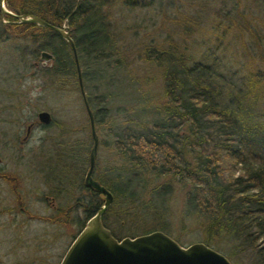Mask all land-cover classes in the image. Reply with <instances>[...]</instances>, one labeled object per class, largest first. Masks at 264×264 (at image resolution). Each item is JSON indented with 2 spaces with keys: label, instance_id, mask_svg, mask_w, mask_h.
Masks as SVG:
<instances>
[{
  "label": "trees",
  "instance_id": "16d2710c",
  "mask_svg": "<svg viewBox=\"0 0 264 264\" xmlns=\"http://www.w3.org/2000/svg\"><path fill=\"white\" fill-rule=\"evenodd\" d=\"M249 2L257 14L246 7ZM212 4L226 25L220 20L213 27L215 19L205 18ZM5 6L69 31L99 140L92 178L112 195L102 224L109 230L112 219L121 229L126 217L146 219L138 234L110 228L115 239L161 231L183 247L203 243L231 264H264V0H190L181 12L174 0H5ZM152 6L160 18L176 14L175 26L164 34L156 28L158 36L146 39L136 31L139 23L128 25L139 37L128 52L125 39L115 35L113 17L117 13L124 22L129 12ZM0 26V39L32 46L22 61L26 67L31 61L43 89L70 94L81 111L80 121L51 118L41 127L55 128L57 142L47 159L52 170L64 171L58 181L73 178L78 185L72 186L75 237L102 201L82 183L91 140L83 135L87 119L70 49L48 29ZM244 43L248 60L236 50ZM42 51L53 58L44 66L37 65ZM122 71L125 84L118 81ZM117 86L126 98L118 96ZM133 94L140 110L131 103ZM100 150L114 160L106 170L114 172L118 188L98 176ZM175 227L181 233L173 236Z\"/></svg>",
  "mask_w": 264,
  "mask_h": 264
},
{
  "label": "rangeland",
  "instance_id": "374dc122",
  "mask_svg": "<svg viewBox=\"0 0 264 264\" xmlns=\"http://www.w3.org/2000/svg\"><path fill=\"white\" fill-rule=\"evenodd\" d=\"M188 1L190 0H174L175 5L179 8L180 12L183 10L186 11L185 7ZM212 5L213 8H210L208 13L205 14V18L215 19L213 27L220 20L223 21L224 25H226V19L222 17L223 13L217 12L218 4ZM246 7L250 9V11H252V15L257 14L253 8L254 4H252V2L246 3ZM154 8L155 7L152 6L144 11L135 10L129 12V14L124 16V22L123 20H120V16L117 13L113 17L115 35H117L116 37L119 39H125L126 44L124 45L123 42V48H127L128 52H131V50L134 49L135 45L137 44V38H139L134 37L132 35L133 31L129 30L128 25H135L136 23H139L141 25V28L140 30L138 29L136 31L141 35L143 33L144 36L147 35L146 39H148V36H158L157 32H154L156 28H160V34H164L170 31H163V29L171 30L175 26L174 18H176V14H170L169 11H167V16H165L164 18H160L159 10L157 8ZM245 13L247 12L245 11ZM143 27H146V29L148 30H145L143 32V30H141L143 29ZM209 27H211V25ZM125 29H127L128 31H126ZM259 30L264 32V28L261 25L259 26ZM130 34L133 36L134 42L132 41L133 39ZM196 38L197 40H199L198 36H196ZM233 40L236 41V39ZM25 44L26 43L24 41L19 39H8L6 37L0 39V156H3L5 161L8 162L7 164L9 165L10 171L16 170L28 174L31 172H35L36 169L40 170L41 167L39 166V164L42 165V161L45 158L51 157V155H53L52 152L55 148L54 146L57 142V139H53V137L56 135V132L54 126H52L44 131H42L40 128H34L25 143L19 142L25 134L26 125L29 123H33V121L36 120V114L40 111H45L49 113L54 122H57L62 118H65L67 121L70 122L73 119L80 121L81 111L75 107L74 97H72L70 94L57 96L53 91L43 89L45 82L44 80H42V78L34 75L36 68L30 67V65L32 64L31 61L29 62L28 67H26L22 61V53L24 51L29 53L30 50H32L31 45H28L27 48H24ZM237 44L238 42H232V46H237ZM248 45L249 43H244L243 45L240 44L236 49L240 57L242 52L244 51L243 54L245 56V60H248L247 54H250L249 51H246ZM24 56L25 58L27 57V55ZM40 62L41 61L38 59L37 65H39ZM47 63L48 62H46V64ZM135 64H141L142 66V63L138 61H136ZM119 75L121 76V79L119 76L118 81L120 82L121 80V83L125 84V82H127V76H124L125 73L123 71L120 72ZM124 91L125 89L121 90L117 86L116 92L119 97L121 96V99L122 96L126 98ZM19 100H21L20 102L22 104L17 105V103H19ZM131 103L135 105L136 110H140L142 103L141 100H138L136 94H133ZM87 134L88 132L83 133L84 136H86ZM101 136H103V134H101ZM19 153L22 155L23 158L19 161H16L17 155ZM38 155L42 156L39 157ZM99 157L102 158L103 161L99 165L100 169L98 171V176L101 180L104 181L105 185L111 188H118L120 186V181L115 178L114 172H107L106 170L108 169V167H111V165H113L114 163L112 156L108 152L100 150ZM85 169L86 164L84 165V170ZM56 172L60 176L64 175V171H62V169ZM35 180L38 181V187L39 189H41V192H44L45 184L41 183V181H43L41 176L36 174ZM63 182L66 183V181ZM72 182L73 188L75 186H78L77 182H75L73 178ZM77 193L78 192L73 189V196L78 195ZM30 203L31 210L29 211H36L43 217L48 216L50 212V210H47L50 209L48 206L39 205L34 201H30ZM80 214V211H78L77 215ZM127 218L128 217H126V222L122 224V228H119L121 231L116 228L114 222H112V219H109V227L113 231L122 233L123 235H126V233L131 232L138 234V232H140L141 230L143 223L145 222L143 220H146L145 217L132 219L131 221H129V219ZM34 224L36 227L39 226L38 230H40L41 236H43L41 240L42 252L39 255V259H41L42 264H48V262H50L51 258L53 257V255H55V253L59 254L60 250L65 248L68 242L66 240V233L68 232L66 231V229H64L62 232V238L60 240H56L54 236H52L53 240H51L50 238H47V236L52 232H56L54 230V227L44 223L43 220L41 221V225L38 223ZM31 228L34 229L33 227ZM127 228L130 230V232H127ZM174 230L175 234H173V236L180 232L179 227H175ZM74 233H76L75 227L73 228V234ZM182 233L185 236V233ZM189 233L192 232H188L186 234ZM195 235H197L196 232L190 234L187 237ZM4 251L0 249V253H3Z\"/></svg>",
  "mask_w": 264,
  "mask_h": 264
},
{
  "label": "water",
  "instance_id": "95a60500",
  "mask_svg": "<svg viewBox=\"0 0 264 264\" xmlns=\"http://www.w3.org/2000/svg\"><path fill=\"white\" fill-rule=\"evenodd\" d=\"M4 17L13 21L8 22L3 19ZM0 23L2 26L33 25L54 32L68 45L74 63L78 93L91 140L82 183L84 187L99 193L102 203L74 237L59 264H231L221 253L203 243L196 242L183 247L161 231H153L133 238L124 237L120 240L111 235L103 226L102 217L112 203V195L92 178L99 140L83 90L75 46L68 29L65 26H53L35 15L14 14L6 8L5 0H0ZM52 59V56L46 52L42 51L39 54L42 66ZM36 117L41 125H48L51 121L49 113L45 111L38 112Z\"/></svg>",
  "mask_w": 264,
  "mask_h": 264
},
{
  "label": "flooded vegetation",
  "instance_id": "af4514ba",
  "mask_svg": "<svg viewBox=\"0 0 264 264\" xmlns=\"http://www.w3.org/2000/svg\"><path fill=\"white\" fill-rule=\"evenodd\" d=\"M43 126L47 125L39 124L36 117L33 123L26 125L25 134L19 142L25 143L34 128L42 129ZM22 158L19 153L16 161ZM7 163L3 156H0V249L5 250L0 253V264H42L39 255L42 252L43 236L38 230L39 226L36 227L34 224L41 225L42 220L54 227L56 231L47 236L51 240H53L52 236L60 240L64 229L68 232L65 248L61 249L59 254L55 253L48 262V264H59L74 240L72 182L68 180L66 183L59 182L57 172L52 170L54 162L47 158L42 161V165L39 164L40 170L36 169L35 172L28 174L16 170L10 171ZM36 174L41 176L43 180L41 183L45 184L44 192H41L38 187V181L35 180ZM30 201L48 206L50 208H46L50 210L48 216L43 217L36 211H29L31 210Z\"/></svg>",
  "mask_w": 264,
  "mask_h": 264
}]
</instances>
